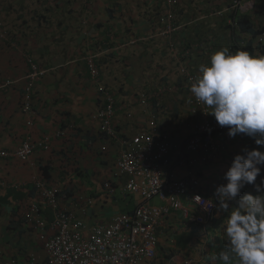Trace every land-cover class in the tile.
<instances>
[{
  "label": "crops",
  "instance_id": "0c3cea01",
  "mask_svg": "<svg viewBox=\"0 0 264 264\" xmlns=\"http://www.w3.org/2000/svg\"><path fill=\"white\" fill-rule=\"evenodd\" d=\"M231 1L180 0L175 20L180 28L172 49L166 37L152 36L163 0H13L20 11L13 13H8L11 3L0 0L5 23L0 29V148L13 150L27 137L39 141L50 136L48 146L37 147L28 162L0 158V251L5 259L30 264V256L42 252L35 230L23 219L25 209L37 200V179L59 184L66 207H74L72 201L79 194L92 196L95 201L88 213H79L88 224L107 221L135 207L140 197L125 195L127 176H115L120 146L99 131L100 120L95 115L104 100L98 83L114 93L112 122L125 136L146 127L151 115L138 101L139 90L165 87L164 100L161 105L152 102V111L170 138L181 141L193 131V119L187 109L188 86L177 75V63L181 60L198 71L200 64L209 63L212 53L227 47L224 17L213 9H222ZM256 1L249 16L261 29L264 0ZM248 35L254 55H264L257 48L262 34ZM191 45L194 51L185 54ZM88 56H93L99 68L98 81L90 73ZM31 61L47 72L36 84L27 112L24 89ZM256 147L252 138L243 135L200 163L203 191L210 193L226 183L224 174L234 157ZM105 180L114 187L113 194L104 186ZM247 193L257 195L252 185L242 189L241 196ZM155 202L160 201L156 198ZM44 213L52 218L49 209ZM226 215L217 210L204 233L172 210L158 228L159 255L146 264H168L172 253L198 254L206 264L211 255L225 249L227 241L220 226ZM197 239L204 242L205 257L195 251Z\"/></svg>",
  "mask_w": 264,
  "mask_h": 264
},
{
  "label": "built area",
  "instance_id": "2783aa9c",
  "mask_svg": "<svg viewBox=\"0 0 264 264\" xmlns=\"http://www.w3.org/2000/svg\"><path fill=\"white\" fill-rule=\"evenodd\" d=\"M177 0H167L165 14L161 16L162 29L155 31L152 36H165L173 39L178 26L173 19L176 17ZM252 1L233 0L228 8L229 12L242 9H253ZM228 47L230 51L247 50V40L236 34H240V27L235 18L228 21ZM263 26V25H262ZM91 72L97 75L98 69L92 59H89ZM46 73L45 69L32 63V70L27 74V86L25 91L24 109L31 108V96L36 82ZM190 75V73H187ZM196 75H190L192 84ZM104 99L103 105L96 113L100 120V130L108 138L121 141L127 147L122 149L117 156V170L115 176H127L124 190L140 196L133 212H120L109 220L88 224L79 217V213L85 214L87 208L93 205V197L79 194L72 201L74 207H66L63 203V189L59 184H49L46 180L37 179L36 202H33L25 212L26 221L33 227L40 241L42 252L33 253L30 264H146L157 255L158 235L157 229L164 224L171 209L180 210L184 217L197 224L208 223L215 214L218 201L214 192L207 195L201 187L200 179L195 172L197 157L201 154L215 153L219 145L214 136L223 139L224 145L234 138L228 136V128L221 127L210 111L202 103H198L191 93L190 103L194 112L200 116L198 128L188 141V148L192 153L186 161L183 154L175 159L167 158L169 147L161 143L156 137L160 134L157 124V116L154 114L148 121L146 128H141L129 139L122 140L115 130L111 117L115 109L113 93L100 86ZM159 92L142 90L139 100L144 107H149V99L157 97ZM210 130V131H209ZM239 136V135H237ZM236 136V137H237ZM50 136L46 135L39 141H33L27 137L15 150L9 151L0 148V157L14 155L22 160H27L37 147H47ZM104 148V147H103ZM188 168V174L178 176L170 166ZM109 194L114 188L109 181L105 182ZM159 197L160 203H153V198ZM188 198L192 205L183 202ZM213 203V206L205 210V206ZM40 205L48 206L53 211V219L50 222L42 216ZM2 264H12V261L2 257ZM172 261L177 264H198L193 257H184L180 261L175 257Z\"/></svg>",
  "mask_w": 264,
  "mask_h": 264
},
{
  "label": "clouds",
  "instance_id": "9594fccd",
  "mask_svg": "<svg viewBox=\"0 0 264 264\" xmlns=\"http://www.w3.org/2000/svg\"><path fill=\"white\" fill-rule=\"evenodd\" d=\"M4 1H6L7 3L8 2L11 3V7L9 8L8 13L20 12L18 7L14 5L13 0H4ZM82 1L85 2L87 1L88 3H91L93 0H82ZM242 1L243 2L252 1L254 4V8L257 3L256 0H242ZM232 2L233 0L231 1L230 4L226 5L222 9L221 8L213 9V11L216 14H219L220 16L224 17L227 47H224L212 53L210 56L209 63L200 64L198 67V71L189 68L181 60H179V63H177V68H176L177 75H179V77L182 78L183 83L188 86L187 91L189 95L187 99V109L190 116L193 119V131L187 134L181 141H174L173 139L170 138L169 133L163 130L162 123L160 120H158L157 114L153 113L152 111V102L161 105L160 101L164 100L163 93H165L166 91L165 87L159 88L157 85L153 89L151 88L140 89L138 92V101L139 103H141L139 100V93L142 90H146L148 92H154V93L159 92V95L157 97L153 96L149 99V107L146 108L143 105L142 107L145 110L150 111L151 113L150 117L148 118V121L152 115L155 114L157 116L156 120L160 130V134L156 138L161 143L163 142L168 145L169 153L167 155V158H169L170 160L175 159L180 154H183L184 159L188 161L187 158L191 156L193 153L188 148V142H189L188 140L196 132L202 131L200 128H198V124L200 123L199 120L200 116L197 114L198 112H194V107L190 103L191 93L194 95L198 103H202L203 105H205L207 108L210 109V111L205 112V114L212 115L219 126L228 128V136L230 138L235 137L230 141V143L224 145L222 138L218 136H214L216 143L219 145L218 150L215 153H209L206 155L200 153V156L197 157L195 163V167H196L195 172L199 176L202 189H203L204 181L202 174H200V163L208 162L210 158L216 156L221 151L229 148L230 145L238 137L246 135L255 141V144L257 145L256 148H253L251 150L245 149L241 154H237L234 157L231 166L224 174V180L226 181V183L216 186V188L213 191H211L214 192V196L218 201V205H216L217 209L215 211L214 216L208 223L197 224L194 221L190 220L189 218L184 217L183 213L180 210H175V211L180 212L181 217L184 219V221H186L187 223L195 224L204 233H207L208 231L207 229L209 228L211 222L214 220L217 210L218 211L222 210L227 213L226 218L223 220L220 226L223 228L224 237L225 240L227 241V243L225 244V249L219 251L215 255H211V257H209L206 264H220V262H222V264H264V174L261 175L262 171H264V150H261L262 148H264V55L261 56L254 55L253 43L250 42V36L248 35V34H252L253 37H257L258 35L262 34L264 40V22L262 24L263 26L261 27V29H258L255 26V24L252 22L249 14L251 13V10H253L254 8L248 10L242 9L236 12H229L228 8L232 4ZM165 6H167V0H163V10L157 15L158 24L152 28V35L155 33V31L162 29L163 27V23L160 19L161 16L165 14ZM176 6H177L176 17L175 19H173V23L175 24V26H178L180 28V26L175 21L179 15L178 12L181 8L180 0H177ZM233 18L237 20L240 27V34H236V37H238L239 35L240 37L245 38L247 40V50L230 51V48L228 47V40H229L228 29L230 27L228 21ZM4 24H5L4 20L1 18V13H0V29L4 26ZM243 24L249 25L250 29L248 31L245 30L243 28ZM179 28L177 29V32ZM253 30H255L256 32L254 33ZM177 32H175L173 39H168V37H166L172 49L177 43V37H178ZM159 37H165V36H159ZM263 40L259 42L257 48L261 53L264 54ZM192 49L194 51L195 46L192 45L188 46L184 51L185 54L191 53ZM87 58L88 61L89 59H92L93 61V56H88ZM32 63L34 62L31 61V66ZM96 67L98 69L97 75L95 76L93 75V73L91 72V67H90V73L93 76V78L98 81L99 68L98 66ZM31 70L32 67L30 71ZM45 70L47 72V69ZM187 73H190V75H196V77L194 78V82L192 84L189 81L190 75H188ZM41 79H39L36 82V84ZM27 83L28 82L26 77V85L24 92L26 91ZM100 86H104L106 90L113 93L105 85L98 83V91L101 97H102V92L99 90ZM32 96H31V103H32ZM25 100L23 102V109H24ZM30 110L31 108L25 111L28 112ZM147 126L148 124L146 125V127ZM140 129H138L136 132H138ZM99 131L101 132V135L103 136L104 139L106 138L109 139L110 141H115L120 146V150L117 153V156L122 149H125L127 147L126 145L121 143V141L108 138L101 130ZM117 133L119 135V138H121L122 140L129 139L132 134H135L132 133L131 135L125 136L123 135V133L121 134L118 131ZM201 133L203 135L206 134L204 131H202ZM32 140L34 141L33 138ZM103 147L102 149L106 150L107 147L105 145H103ZM37 149L38 148H35L32 154ZM13 150H9V151H13ZM32 154L29 156L27 160H22L14 155H9L6 157H16L23 162H28L31 159ZM0 158H5V157H0ZM116 165H117V157H116ZM175 165L176 164L171 165L170 170L172 171L175 170L178 176L182 177L188 174L189 172L188 168L175 167ZM179 171H182L183 173L180 174ZM106 181L108 180H105V182ZM105 182H104V186H105ZM247 185H252L257 195L247 193L241 196L242 189H244ZM124 192L125 194L128 193V194L137 195L134 193H130L126 190H124ZM207 195H209V193H207ZM35 197H36V186H35ZM88 197H92V196H88ZM154 198H157L160 201L159 197H154ZM154 198H153V203H154ZM34 202H36V200ZM183 202L192 205L189 199L186 197L183 198ZM30 205L28 207H30ZM136 205L132 209V212L136 208ZM39 206L42 216H44V218L48 220L47 222H50L53 219L52 209L43 204L42 205L39 204ZM212 206L213 203H209L207 206H205V210L207 211L208 208ZM28 207L24 211L23 219L25 223H27L30 227H32L25 219V212L28 209ZM44 209H49L51 211L52 218L50 220L46 215H44L45 214ZM172 210L174 209L170 210L168 217ZM124 212H130V211H124ZM86 213H88V211ZM157 235H158V244H159L158 229H157ZM201 237H203V235H201ZM201 240L197 239V242L194 243L196 245L195 251L197 253L198 251H201V257L203 256L205 257L204 255L205 245L203 244L204 242H202ZM171 242L172 245L175 246L174 239H171ZM158 255L159 254H158V246H157L156 257ZM156 257L152 258V260L153 259L155 260ZM173 257H175V259L178 261H180L184 257H193L196 260L195 262H197L198 264H205L201 259H199L198 254H190V253L184 256H180L178 253H172L169 256L168 264H177V262L172 261Z\"/></svg>",
  "mask_w": 264,
  "mask_h": 264
},
{
  "label": "trees",
  "instance_id": "16d2710c",
  "mask_svg": "<svg viewBox=\"0 0 264 264\" xmlns=\"http://www.w3.org/2000/svg\"><path fill=\"white\" fill-rule=\"evenodd\" d=\"M242 23H243V22H242ZM243 28H244L245 30L248 31V30L250 29V26H249V25H246V24H245V25L243 24ZM253 32L255 33L256 31L253 30ZM130 212H132V210H130ZM51 214H52V213H51ZM46 216H47V215H46Z\"/></svg>",
  "mask_w": 264,
  "mask_h": 264
},
{
  "label": "rangeland",
  "instance_id": "374dc122",
  "mask_svg": "<svg viewBox=\"0 0 264 264\" xmlns=\"http://www.w3.org/2000/svg\"><path fill=\"white\" fill-rule=\"evenodd\" d=\"M125 195H126V196H130L131 194H128V193H127V194H125ZM154 200L156 201V198H154ZM2 257H3V256H2ZM3 258H5V257H3Z\"/></svg>",
  "mask_w": 264,
  "mask_h": 264
}]
</instances>
